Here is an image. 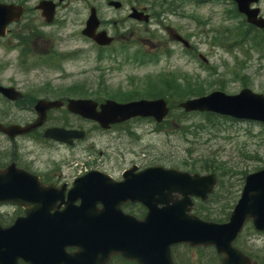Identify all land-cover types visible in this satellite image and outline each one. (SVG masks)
Here are the masks:
<instances>
[{
	"label": "rangeland",
	"instance_id": "374dc122",
	"mask_svg": "<svg viewBox=\"0 0 264 264\" xmlns=\"http://www.w3.org/2000/svg\"><path fill=\"white\" fill-rule=\"evenodd\" d=\"M3 1L25 2L27 9L37 2ZM118 1L123 3L120 10L107 7L105 0H68L60 5L55 22L50 25L42 24L38 13L32 12V16L28 12L27 17L37 27L31 37L35 51L30 58L33 62L26 59L21 62L18 50L11 49L7 41H0L2 84L12 82L29 93L34 92L32 99L52 97L56 93L67 97H112L118 101L151 95L165 96L170 105L192 92L206 94L221 89L234 94L243 85L264 94V41L262 48L238 47L243 43L238 32L246 28H242L241 20L234 16L226 2L196 6L193 0H166L164 9L155 10L151 5L153 0ZM90 6L96 8L103 29L117 39L109 50L100 52L79 34ZM131 6L147 7L152 20L145 25L127 19ZM259 7L264 15V0H260ZM170 29L188 39L195 53L202 55L206 63L197 55L189 56L172 41L168 34ZM222 39L226 42L222 43ZM152 54L153 58L147 56ZM170 88L173 91L167 94ZM170 121L174 133L168 132L164 125V132H153L152 126L145 125L139 132L140 141L127 140V148L143 150L146 162H176L191 154L188 159H214L232 171L250 173L263 166L259 161L264 160V133L257 124L240 122L211 127L205 122L200 124V116L193 113L186 121L188 133L179 136L176 134L180 131L178 120L171 117ZM94 135L90 141L103 145L101 149L89 143L73 149L30 145L28 150L48 170L58 171L60 166L64 175L77 173L100 160L98 155L90 153L89 156L84 150L117 155L111 150L114 142ZM183 137H187V141ZM249 234L250 231L246 232L244 238Z\"/></svg>",
	"mask_w": 264,
	"mask_h": 264
},
{
	"label": "water",
	"instance_id": "95a60500",
	"mask_svg": "<svg viewBox=\"0 0 264 264\" xmlns=\"http://www.w3.org/2000/svg\"><path fill=\"white\" fill-rule=\"evenodd\" d=\"M233 1L249 23L264 28V20L256 18L258 10L249 9L258 0ZM36 8L41 10L46 22L52 20L54 4L51 1H40ZM20 13L21 7L0 4V36L5 25L17 19L16 15ZM130 17L147 21L146 15L135 10ZM98 25L95 11L91 9L82 35L100 46L108 45L111 38L105 32L96 33ZM173 38L181 40L178 36ZM0 93L12 100L18 96L12 90L1 87ZM56 106L57 102H38L34 107L38 114L34 123L23 128H4L0 125V131L10 137L27 133L40 126L45 112ZM179 107L185 112L206 111L264 123V96L248 89L234 96L212 92L180 103ZM68 109L97 121L102 127L136 116L152 117L159 122L168 112L162 99L127 104L106 101L99 113L95 112V104L91 101L77 100L70 101ZM82 135L49 129L44 137L67 141L72 137L82 138ZM145 173L136 181L121 185L91 177L89 183L92 188L85 186L78 190L82 204L88 205L72 206V202L79 197L75 186L68 194L67 208L49 214L54 203L49 189L41 188L36 178L12 167L0 172V202L9 201L24 206L27 213L25 219L18 220L13 226L0 228V264H17L19 260L25 264H105L114 254L135 260L137 264H173L170 247L179 243L213 246L217 254L222 255L221 264H248L232 242L248 219L252 220L256 230L264 232V170L246 177L240 199L228 221L222 224L206 223L186 215L190 210L191 196L205 199V194L210 191L206 188L213 183L211 178L160 168L149 169ZM99 190L104 192L103 196L96 193ZM172 193H178L182 198L172 201ZM126 200L141 202L148 209L143 221L123 216L118 211V204ZM97 202L104 206L99 212L94 210ZM158 205L162 207L158 208ZM66 248L76 251L67 253Z\"/></svg>",
	"mask_w": 264,
	"mask_h": 264
},
{
	"label": "flooded vegetation",
	"instance_id": "af4514ba",
	"mask_svg": "<svg viewBox=\"0 0 264 264\" xmlns=\"http://www.w3.org/2000/svg\"><path fill=\"white\" fill-rule=\"evenodd\" d=\"M59 7L60 6L56 7L55 15L58 12ZM23 8L24 11L20 19L17 22L11 23L10 25L7 26L4 37L0 38V41H7V43H9V46H11L13 50L17 48L20 49L23 44L30 45L31 46L30 51L23 53L18 52V57L21 60V62H23L24 59H26V62L32 63L33 61L30 58L32 54H35V51L33 50L34 46L31 45V37L33 36V32H36V30L32 29L29 22H27V20L29 19L27 17V13L31 12L33 16L32 12H36L40 16V12L34 8L27 9L25 7V4ZM113 38L115 40V37ZM0 86L12 90L13 93L15 94L18 93V95H20L18 99L10 100L2 93H0V123L6 127L14 124L20 127H26L32 124L36 118L32 106L33 104L36 103V101H41V100L58 101L60 103L59 107L50 109L49 111L46 112V119L42 126L34 128L28 133L15 135L13 136L14 138L10 139L9 138L10 136H8L6 133L0 132V145L4 146L11 144V149H12V153L10 152L11 153L10 156H8L9 153L6 154L5 151L0 152V168H5L10 164H14L16 168L22 169L28 173L38 176L39 180L46 185L49 184L55 186L65 185L66 189H68L71 186L73 180L81 176L83 173H77V174L69 173L64 175L61 170L54 171L47 169L46 171V168L44 167V165H42V162H40L38 158L30 156L29 153L27 156L25 151L28 152L26 146L29 143L36 144L37 142H43L54 145L56 147L65 146L62 144L59 145L58 143H55L50 140H46L42 136H43V131L46 128L56 127L54 126V123L56 122L57 117L61 113H63V111L66 110L67 100L74 99L75 95H71V97H67L66 95L56 93V96H52V97L39 96L37 99L36 98L32 99V95L34 94V92L29 93L28 91H25L23 88L13 85L12 82L7 83V85H4L0 81ZM129 123L130 122H124L121 124L112 125L109 127L108 130H106V132H111L112 133L111 136H113L116 139H119L123 133L122 131H116L114 133V129L116 127H124ZM57 127L81 130L80 127L77 128L71 126L66 127L63 125H58V123H57ZM93 127L96 128L94 125ZM112 142H114V144L111 146V150L115 152L116 148L118 147V143L117 141L114 140ZM78 144H80V141H75L71 143V145H69V148L70 149L77 148ZM99 154H100L99 163L88 167V169H86L84 172H87L88 170L90 171L97 170L109 175L112 180L119 181L121 179L122 171H125L130 167H134L136 171L141 168L137 163H135V158L126 156L125 153L122 151V149L119 150L118 156H109L108 154H105V156L103 157L102 152H99ZM131 206H133L136 209L135 205H131ZM22 214L23 211L20 208L18 209L15 206L12 207V206L0 205V220H2L5 223L3 224L5 226L9 225L15 218L22 216Z\"/></svg>",
	"mask_w": 264,
	"mask_h": 264
},
{
	"label": "trees",
	"instance_id": "16d2710c",
	"mask_svg": "<svg viewBox=\"0 0 264 264\" xmlns=\"http://www.w3.org/2000/svg\"><path fill=\"white\" fill-rule=\"evenodd\" d=\"M173 91V88H170L167 90V94H170V92ZM201 94L192 92L191 94L189 93L188 96L183 97L178 99L179 101L184 100L185 98L188 97H195V96H199ZM171 109L172 112L170 113L169 117H174L178 120V127L180 129V131H177L176 134L181 136V135H186L189 131V127H185L186 125V121L187 118L190 117L192 114H185L182 113L181 111L177 110L176 105H171ZM200 116V118H202L200 124L202 122H205L207 124H210L211 127L215 124L218 123V120H224V122H232V120L229 119H224L221 118L219 119L218 117L211 115V114H197ZM164 124H166V128H170L169 130L171 131V133H174L173 129H171L172 127V121L170 122V125H168L167 121L164 122ZM200 128L203 129L204 127L202 125H200ZM160 130V129H158ZM176 130V129H175ZM184 138V137H183ZM187 139V137L185 138ZM191 154H188L186 156H190ZM216 170L215 166L213 165V163L208 162V161H204L200 164H198V168L195 167V165H193L189 171H214ZM226 171V170H223ZM229 171V170H227ZM227 190H225L226 192ZM222 198L224 199L225 203L220 205V208H218L217 212L212 213V211H206V209L208 208V206L206 205V208H203L204 210H200L199 214H197V211L195 210L196 215H199L201 218H203L204 220H218L221 221L223 219L226 220V218L228 217L229 214V210L232 208V203L235 199V197H232V195L230 194H215L213 197V200L211 202L208 201V204H218L220 200H222ZM216 205H210V206H216ZM134 212H136V215H139V217L141 215H143V208L138 207L136 209H133ZM201 213V214H200ZM242 235H240L237 240L235 241V245L236 247L240 248V250L244 253L247 254L251 261L252 264H264V245L263 248L259 249L260 250V254H258V256H256L255 254L247 251L246 248V242L244 241L243 237H241ZM172 257L174 259V263L175 264H218V256L215 254V251L213 250V248L211 247H195V248H191L188 247L187 245H177L175 247L172 248ZM108 264H135L133 262H128V261H124L122 260L120 257L118 256H114L111 258L110 262Z\"/></svg>",
	"mask_w": 264,
	"mask_h": 264
}]
</instances>
